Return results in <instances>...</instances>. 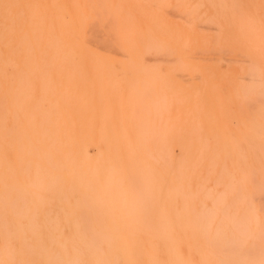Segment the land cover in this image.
<instances>
[{"label":"bare ground","instance_id":"bare-ground-1","mask_svg":"<svg viewBox=\"0 0 264 264\" xmlns=\"http://www.w3.org/2000/svg\"><path fill=\"white\" fill-rule=\"evenodd\" d=\"M11 64L30 66L15 65L8 73ZM72 64L99 65L91 69L100 74L144 73L140 82L129 78L136 89L144 88V97L136 92L141 102L134 103L135 97L126 95L135 105L130 109H137L130 110L134 119L127 118L138 123L149 118L141 125L148 133L152 184L162 191L161 200L151 194L158 204L154 211L147 202L151 190L139 185L143 175H136L140 182L132 174L126 177L134 183L129 191L133 185L137 190L133 198L128 195V205L122 204L124 191H116L123 171L131 169L123 166L124 159L129 164L130 157L138 161L143 154L144 128L133 123L132 134L121 127L116 134L109 123L101 129L106 158L115 160L105 176L93 173V178L96 168L85 147L89 137L81 139L88 124L80 120L89 110L78 102L56 101L73 93L72 84H44L34 108L23 107L24 74L83 69L63 66ZM8 74L16 131L11 145ZM113 87L115 92L119 86ZM85 93L77 91V99ZM116 94L119 99L123 93ZM101 107L99 114L107 119L110 110ZM74 113L73 126L84 135L67 126ZM31 127L37 135L29 144L22 142L24 129ZM66 142L77 143L75 152L68 144L63 149ZM8 146L14 148L12 164L17 163L10 167V182ZM25 155L34 158L30 168L22 166ZM71 156L80 161L74 172L57 161L68 157L72 166ZM47 160L50 169L42 172ZM62 168L73 172H66L75 179L68 181L72 189L47 194L67 185ZM52 202L66 204H47ZM147 205L149 214L134 212ZM127 216L135 220L120 218ZM0 264H264V0H0Z\"/></svg>","mask_w":264,"mask_h":264},{"label":"rangeland","instance_id":"rangeland-1","mask_svg":"<svg viewBox=\"0 0 264 264\" xmlns=\"http://www.w3.org/2000/svg\"><path fill=\"white\" fill-rule=\"evenodd\" d=\"M173 14L174 13H171L170 11H167V12H165V15H167V16H169V17H171L172 18V16H173ZM170 15H172V16H170ZM208 34H211V35H213V30H208V31H206ZM223 64H225V63H223ZM30 66V65H22V64H11V65H9L8 66V73H9V70H10V68L11 67H13V66ZM92 65V66H91ZM119 65L121 66V67H127V66H131V65H128V64H115V65H113L114 67H117V68H120L119 67ZM64 67H81V68H83L82 70H80V71H67V73H66V71H51V72H48V73H43V74H29V75H27V74H24L23 75V80H25L24 81V83H26V85H27V89L25 90V91H27V92H25L24 91V93H23V107L26 109V110H30V109H32V108H34V106L33 105H35L36 103V101H39L38 99L40 98L39 96H40V92L39 91H41L40 89L42 88V87H44L45 85H47L48 83L49 84H53V83H61V84H72V89H73V93H71L70 95H61V96H63V97H57V99H56V101L58 102V103H61V104H63L62 102H64V104H68V103H76V102H78L79 103V105H81L84 109H85V107L89 110L88 111V113H87V115L84 117V119L83 118H81V122H82V125H84V126H86L87 124V132H86V135H84L85 133H83V130L78 126V124H77V128L75 127V126H73V125H76V116H78L77 115V113H74V114H69L68 115V117L67 118H69V122H71V123H69L68 121H67V126L68 127H74L75 129H76V134L77 135H84L81 139H84L85 141H86V139H87V137H89V139H87V144H86V151H87V154H88V156H89V158H90V160H91V162H90V160H88L89 161V163L92 165V163H94V165H92V167L93 168H96V169H94V170H92L93 172H91V176L94 178L95 177V175H97V177H99V176H101V174H102V176H105V174H106V172L109 170L108 169V166H109V164H110V166L112 165L113 166V164H114V160H115V158L113 159V157L111 156V155H109V157H107L106 158V155H105V147H104V145H103V143L102 142H100L99 140H100V138H101V132H102V130L101 129H103L104 130V128H106V126H107V124H109L110 126L112 125V127L114 128V129H116V132H114V133H116V134H120L119 132V130L121 129V128H126L127 129V131H128V133L129 134H132V131H133V127L135 126L134 124H138V127L140 128V129H143L144 131L142 132L144 135H142L143 136V138H142V140H144V141H141V143H143L142 144V146H141V152L140 153H143V154H139V156H138V161L135 159V157H130L129 158V164H128V162H126L125 163V159H124V161L122 162L123 163V166H125V168L127 167H130L131 169L129 170H124L123 171V173H122V177L120 178V181H119V187L121 188V189H119V187L117 186L116 188L118 189H116V191H118L119 192V190L121 191V190H123L124 191V199H123V203L122 202H120L119 204H125V205H128L127 203H128V195H130V199L131 198H133L134 196V194L132 195L131 193H133L134 191H137V190H135L134 189V186L135 185H133V189H134V191H133V189L131 190V192L129 191V188H130V184L132 185V183H133V181L132 182H128V178H129V180H130V175L132 174V176H131V178L132 179H134V181L136 182V179H138L137 177H139V175H143V176H140V177H142V180H141V183L144 181V183H142V184H139L140 186L142 185L143 186V188H144V191L146 190V188L148 189V190H146L147 192L149 191V190H151V191H149V193H148V198L149 199H151V200H149V199H147V196H146V199L148 200H146L147 202H148V205L150 204V206H151V203H152V201H153V209L152 208H150V206H149V209H151L150 211H154L156 208H157V203H156V201L154 200V198L155 197H152V196H156V197H160V196H162L161 194H162V191L161 190H159L158 188H155L154 186H153V177H151V175H150V171H151V169H150V167H151V163H152V158L150 157L149 158V156H148V154H149V148L147 147L148 146V142H147V138H146V134H148L147 133V130H145V127H143L142 128V125L144 126L145 125V123H147V119H149V118H147L146 120L142 117L141 118V120H139V123H138V121L136 122L135 120H134V122H133V116L134 115H132L131 113L132 112H134V111H132V109H134V110H136L135 112H137V109H135V108H132V109H130V107H134L135 105L133 104V103H131L130 101L131 100H133L134 99V97H135V99H136V101L135 100H133L132 102H138V101H140L141 102V99H140V97L141 98H143L144 97V94H141V93H144V88L141 86V88L142 89H136L137 87L135 86L134 87V83L136 84L137 82H140L141 81V78L143 77V75H144V73L143 72H135V71H126V72H128V73H125L124 72V70H118V71H114V73H115V75L114 76H116V77H114L113 76V74L114 73H112L113 71H107L106 72V70H103V71H100V72H102L101 74L99 73V71H97V70H95V72L93 73V71H94V67H98L99 65H96V64H80V65H74V64H72V65H63ZM103 66H109V65H103ZM110 66H112V65H110ZM132 66H135V65H132ZM91 67H93L92 69H91ZM123 71V72H122ZM65 72V73H64ZM69 72H71V73H69ZM111 72V73H110ZM131 72V73H130ZM73 73V74H72ZM99 73V74H98ZM117 73V74H116ZM121 73H123L122 74V76L124 77H121ZM72 76H71V75ZM83 74V75H82ZM130 74V75H129ZM136 74V75H135ZM26 75V76H25ZM40 75V76H39ZM45 75V76H44ZM55 75H56V77H55ZM109 75V76H108ZM129 75V76H128ZM27 76H28V78H27ZM49 76V77H48ZM58 76V77H57ZM71 76V77H70ZM82 76V77H81ZM94 76H96V77H100V79L101 78H103V80H101V82H102V85H103V87H104V89H103V87L101 86V85H99V84H101V82H100V80H99V77L98 78H96L99 82H97L96 81V79H95V77ZM107 76V77H106ZM114 77V79L115 80H113V78L112 77ZM135 76V77H134ZM8 78H7V86H8V90H9V92H7V111H8V113H7V130H8V145H11V137H12V134H13V136H14V133L13 132H16V131H12V129H11V127H12V120H13V118L11 119V111H12V99H11V89H10V87H11V85H12V80H11V76H10V74H8V76H7ZM25 77V78H24ZM43 77V78H42ZM63 77H65L66 79H64ZM109 77V78H108ZM112 79H111V78ZM133 77V78H132ZM76 78H78L77 80H76ZM110 79L109 80V82L111 83H109L108 82V79ZM124 79V80H122V79ZM125 78H126V80H125ZM129 78H132V79H136V81L134 82V83H132L133 81L130 79L129 80ZM89 79V80H88ZM106 79V80H105ZM41 80V81H40ZM69 82H68V81ZM76 82H75V81ZM78 80H79V82H78ZM83 80V81H82ZM88 80V81H87ZM118 80V81H117ZM120 80H122V81H120ZM9 81V82H8ZM66 81V82H65ZM71 81V82H70ZM90 81V82H89ZM117 82V83H113V82ZM120 81V82H119ZM124 81H128V82H124ZM131 81V82H130ZM92 82V83H91ZM94 82V83H93ZM95 82H97V83H95ZM10 83V84H9ZM89 83H91V84H89ZM127 84L128 86H130V85H132L133 84V86H131V87H129L128 88V86L127 85H125V84ZM129 83V84H128ZM131 83V84H130ZM9 84V85H8ZM45 84V85H44ZM48 84V85H49ZM89 84V85H88ZM116 84H117V86H119L121 89H118L119 87H117L116 86ZM124 84V85H123ZM83 85V86H82ZM95 85L97 86H100L99 87V90H100V92H102V93H98L97 91H99V90H96V89H98V86L97 87H95ZM106 87H105V86ZM117 87L116 89L114 88V90H116L115 92H113V90H110V89H112L111 87ZM126 86V87H125ZM37 87V88H36ZM85 87V88H84ZM90 87V88H89ZM132 87H134V90H132L133 88ZM95 88V89H94ZM83 89V90H82ZM91 89V90H90ZM119 90V93H120V91H121V93H123L122 95H120V96H122V97H119V99H118V97L117 96H119V94H116L117 93V91ZM131 90L130 92H128L127 93V91L128 90ZM96 90V91H95ZM102 90H106L107 91V94L104 92V91H102ZM110 90V91H109ZM137 90V91H136ZM142 90V91H141ZM77 91L78 92H80V91H83V92H85L86 91V93L84 94V96L82 97V101H79L78 99H77V96H76V93H77ZM91 91H92V93H91ZM133 91H134V93H133ZM141 91V92H140ZM29 92H31L32 94L29 96L28 94H29ZM96 92H97V95H99L98 97L97 96H95L96 95ZM136 92H139L140 94H139V96H137L138 95V93H136ZM104 93V94H103ZM129 93H130V95H131V97L129 96ZM73 95H74V97H76V98H74L73 97ZM103 95H105V96H107L108 97V99H107V97H105V96H103ZM113 95V96H112ZM115 95H117V96H115ZM126 95L127 96H129L130 98H133V99H131L130 101H129V99H128V101L129 102H127V97H126ZM33 96V97H32ZM66 96V97H65ZM92 96V97H91ZM102 96V97H101ZM9 97V98H8ZM30 97H31V99H30ZM39 97V98H38ZM89 98V100H88V98ZM104 97V98H103ZM111 97V98H110ZM112 97H114V98H112ZM115 97H117L116 99H115ZM126 97V98H125ZM69 100H68V99ZM71 98V99H70ZM73 98V99H72ZM98 98H99V100H98ZM101 98V99H100ZM106 101H104L103 99ZM121 98V99H120ZM60 99L62 100V101H60ZM97 99V100H96ZM107 99V100H106ZM115 99V100H114ZM126 99V100H125ZM85 100V101H84ZM103 100V101H102ZM73 101H75V102H73ZM111 101V102H110ZM120 101V102H119ZM11 102V103H10ZM82 102H84V104L82 103ZM91 105V107L89 106V104ZM106 103V104H103V103ZM124 102H126L125 103V105H124ZM97 103H100L101 105H102V107H101V110H110V111H108L109 113L107 114V119L106 118H104V116L101 114H99L100 113V111L98 110L99 109V106H101V105H97ZM107 103H110L109 104V106H108V104ZM117 103V105H115ZM122 103H123V105H122ZM9 104H11V105H9ZM118 104H120V106L118 105ZM130 104L132 105V106H130ZM139 104V103H138ZM108 107H107V106ZM137 105V104H136ZM10 106V107H9ZM118 106V107H117ZM129 107V108H128ZM92 108V109H91ZM106 108V109H105ZM110 108V109H109ZM115 110H114V109ZM119 108H121L120 109V112H118L119 110ZM91 109V110H90ZM124 112H123V111ZM132 112H131V111ZM104 111L102 112V113H104ZM114 111V112H113ZM90 112H91V114H90ZM119 113V114H118ZM90 114V115H89ZM115 114H116V116H115ZM121 114V115H120ZM127 114V115H126ZM119 115V116H118ZM126 115V116H125ZM129 115H132L131 117L133 118V119H131V118H127V117H130ZM136 115V114H135ZM75 116V117H74ZM108 116H110V117H108ZM9 117H10V119H9ZM27 117V116H26ZM86 117L89 119H86ZM102 117H103V119H102ZM113 117V118H112ZM119 117H120V119H119ZM121 117H123V118H121ZM126 117V118H125ZM76 118V119H75ZM86 119V120H85ZM104 120V121H106V122H104V121H102V120ZM116 119V120H115ZM121 119H123V120H121ZM144 119V120H143ZM27 120V118L25 119V121ZM71 120V121H70ZM99 120H101V122H103V123H100L99 122ZM115 120V121H114ZM119 120H121L122 121V123H121V121H119ZM132 120V121H131ZM73 121V122H72ZM109 121V122H108ZM118 121V122H117ZM141 121V122H140ZM142 121H145L144 122V124H142L141 125V123H143ZM85 122V123H84ZM121 123V126L118 124V123ZM87 123V124H86ZM134 123V124H133ZM99 124H100V126L101 127H98L99 126ZM104 124V125H103ZM25 125H26V123H24V127H25ZM119 125V126H118ZM127 125V126H126ZM129 125H131L130 126V128H129ZM141 125V126H140ZM22 127H23V125H22ZM121 127V128H120ZM90 128V129H89ZM100 129L99 130V133H98V130L97 129ZM31 129L32 130H30V128H28V130L27 129H24V135H22L21 137V140H22V142H24V143H27V144H29L33 139H34V136L35 135H37V133L35 132V130L31 127ZM78 129V130H77ZM129 129V130H128ZM130 129H131V131H130ZM142 131V130H141ZM21 133H22V130H21ZM98 134V135H97ZM88 135V136H87ZM87 136V137H86ZM141 136V137H142ZM26 137H27V139H26ZM89 141V142H88ZM76 142V141H75ZM74 142V143H75ZM147 143V144H146ZM65 144V145H64ZM63 145V149L65 150L66 149V146H67V144H68V148H69V146L71 145V150H73V152H75V148H76V144H73L72 145V143H64ZM89 144V146H87ZM74 146V147H73ZM94 147V148H93ZM92 148V149H91ZM99 148V149H98ZM11 149V148H10ZM9 149V146H8V150H7V157H8V168L9 169H7V170H9L8 172H7V181L8 182H10L11 181V173H10V167L11 166H17L16 164V162L14 163V164H12V161H11V159H12V154H14L13 152H12V150H14V148H12L11 150ZM67 150H70V148L69 149H67ZM94 152H92V151ZM96 150V151H95ZM100 150V152H98ZM144 150V151H143ZM102 151V152H101ZM70 152V151H69ZM72 152V151H71ZM98 153V154H97ZM147 155H146V154ZM73 154V153H72ZM73 155H75V153L73 154ZM99 155V156H98ZM100 155H101V157H100ZM73 156H71V158H72ZM78 156H75V158H76V160H78V158H77ZM95 157H96V159H95ZM100 157V158H99ZM105 157V158H104ZM64 159V160H61V159ZM67 158V159H66ZM66 158H62V157H58L57 159V161L58 162H66V164L64 163V164H61L62 165V167H65L66 166V168H74V169H77V167L79 166V165H75L76 164V162H80V161H76L75 160V162H74V157L72 158L73 159V164H72V166H68V164H69V161H68V157H66ZM71 158H70V160H71ZM146 160H144V159ZM28 160V162H26L27 160ZM33 156L31 157V159H28V155H25L24 156V161L22 162V166L24 167V165H28V168H30V167H32L33 166ZM59 159H60V161H59ZM107 159H109V161L107 160ZM135 161H134V160ZM142 159V160H141ZM56 161V158L54 157L53 159H52V161ZM104 160H106L107 162H104ZM111 160V161H110ZM113 160V161H112ZM52 161H48L47 160V162H49V163H47V162H45L44 164H45V166H44V169H43V171L42 172H45V171H47L48 169L47 168H49L50 169V164H52ZM68 161V162H67ZM94 161V162H93ZM97 161V162H96ZM142 161V162H141ZM61 162V163H62ZM71 162H72V160H71ZM27 163V164H26ZM112 163V164H111ZM141 163L143 164V167L144 166H146L145 164H148V166L145 168L144 167V169H143V167H142V165H141ZM47 164H49V166L47 165ZM98 164H100V165H98ZM103 164V165H102ZM134 164H137V167L139 168L140 166L142 167V169H138V171L135 169V168H133V166H134ZM48 167H47V166ZM64 165V166H63ZM127 165H129V166H127ZM76 168H75V167ZM98 167V168H97ZM101 167V168H100ZM105 167H107V168H105ZM64 169V168H62V170L64 169V172H65V174H64V172L63 171H61L62 173L61 174H63L64 176H65V179H64V183H67V185H64V186H62V187H60L61 189H58V187H56V188H51V190L52 191H46L47 192V194H49V195H56V194H68V192H69V187L71 188V186H68V184H69V182L68 181H70V182H75V179L73 178L72 179V177H71V180L70 179H68V177L69 176H67L66 175V172H68V175H70V172H69V170H71V169ZM72 168V170H73V172H74V169ZM92 168V169H93ZM124 168V169H125ZM126 168V169H127ZM45 169H47V170H45ZM102 169V170H101ZM136 170V172H135V170ZM148 169H149V171H148ZM65 170H67V171H65ZM72 170H71V173L73 174V172H72ZM96 170V171H95ZM105 170H106V172H105ZM102 171V172H101ZM104 171V172H103ZM97 172V173H96ZM101 172V173H100ZM109 172V171H108ZM125 172H128L127 174H128V176L125 174ZM95 175H94V174ZM99 173H100V175H99ZM134 173H135V175H134ZM141 173V174H140ZM145 173V174H144ZM150 175H148V174ZM71 174V175H72ZM104 174V175H103ZM10 175V176H9ZM136 175H138L137 177H136ZM96 177V178H97ZM126 177H128V178H126ZM136 179H135V178ZM70 178V177H69ZM100 179V181H101V179H102V181H103V178L101 177V178H99ZM122 179V180H121ZM131 179V180H132ZM151 179V180H150ZM74 180V181H73ZM93 180V179H92ZM139 180V179H138ZM137 180V181H138ZM151 182V183H149V182ZM139 182H140V180H139ZM147 182V185H148V187H147V185L145 184ZM128 183V184H127ZM134 184V183H133ZM136 184V183H135ZM128 185H129V187H128ZM137 185V184H136ZM139 185H138V187H139ZM145 185V186H144ZM137 187V188H138ZM146 187V188H145ZM151 187V188H150ZM75 188H77V189H79V190H82L83 188L82 187H75ZM141 188V187H140ZM56 189V190H55ZM66 189H68V190H66ZM72 189V188H71ZM77 189H75L73 192H74V194L75 195H78L79 194V190H78V192H77ZM91 189V188H90ZM59 190H61V191H59ZM129 191V193H128V191ZM139 190V189H138ZM141 190V189H140ZM143 190V189H142ZM58 191V192H57ZM127 191V192H126ZM133 191V192H132ZM143 191V193H145ZM157 191H158V194H157ZM150 192H152V193H150ZM120 193H122V192H120ZM136 193V192H135ZM140 193V192H139ZM142 193V194H143ZM44 194V193H43ZM137 194V193H136ZM147 194V193H146ZM151 194H152V196H151ZM126 195H127V197H126ZM141 195V194H140ZM139 195V196H140ZM144 195V194H143ZM142 195V196H143ZM137 196V195H136ZM138 197V196H137ZM144 197H145V195H144ZM144 197H139V200L140 199H142V198H144ZM126 198H127V200H126ZM157 198V199H158ZM162 199V197L161 198H159V200H161ZM139 200H137V202L139 201ZM127 201V202H126ZM141 201V200H140ZM140 201L138 202V203H136L137 205H139L140 204ZM47 204H51V205H65L66 203H56V202H52V203H47ZM148 205L147 206H145L147 209H139L140 211H138L137 209H138V207H134V212H137V213H140L141 212V214H144V210L146 211L145 212V214L144 215H146V214H149V212H147V210H149L148 209ZM155 206V207H154ZM144 207V208H145ZM136 208V209H135ZM133 209V208H132ZM132 209H131V212H133L132 211ZM143 211V212H142ZM130 213V212H129ZM130 217H132V218H134L133 216H127V217H125V218H123V217H120L121 219H123V220H125L126 218V220H129L128 218H130ZM132 218H130V220H135V218L134 219H132ZM143 218H144V216L141 218L142 220H143ZM120 219V220H121ZM139 219V218H138ZM140 220V219H139Z\"/></svg>","mask_w":264,"mask_h":264}]
</instances>
